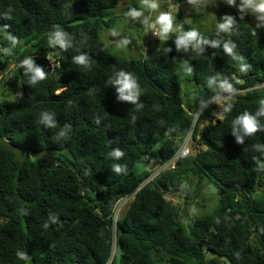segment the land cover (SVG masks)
<instances>
[{"label":"trees","instance_id":"16d2710c","mask_svg":"<svg viewBox=\"0 0 264 264\" xmlns=\"http://www.w3.org/2000/svg\"><path fill=\"white\" fill-rule=\"evenodd\" d=\"M129 2L0 0V264H107L114 247L111 264H227L223 256L230 264H264V114L256 115L264 108V86L227 103L220 120L204 108L195 129L202 133L198 154L136 191L152 172L146 157L164 164L176 154L192 113L223 90L221 81L230 89L264 82V23L253 27L246 8L226 2L216 21L231 15L232 35L217 39L197 30L206 40L231 39V53L223 43L177 48V33H170L155 54L129 56L100 34L112 27L116 12L132 9ZM57 29L66 34V46L55 42ZM188 51L194 54L196 106L189 92L184 101L179 76ZM50 53L60 55L51 73ZM81 54L86 67L74 64ZM27 56L44 81L28 82L31 73L21 64ZM120 70L137 80L135 102L122 99L111 82ZM246 111L258 123L250 135L234 125ZM210 184L218 203L194 216ZM134 191L122 222L115 223L116 204ZM176 193L183 204L169 199ZM191 201V220L179 219Z\"/></svg>","mask_w":264,"mask_h":264},{"label":"clouds","instance_id":"9594fccd","mask_svg":"<svg viewBox=\"0 0 264 264\" xmlns=\"http://www.w3.org/2000/svg\"><path fill=\"white\" fill-rule=\"evenodd\" d=\"M137 1H141V6L139 5L140 6L139 8L130 9L129 12L127 13V15H129L131 17H139L141 15H144L145 10H147L148 16L145 17V22L147 23L148 18L149 17L151 18L148 21L150 24L148 32L153 36L158 35L159 38L161 39V41H167L169 39L170 33H177V35L175 37V45L177 48H180L183 46L185 49H187V47L189 45H191L193 48L199 49L201 47L202 43H209L213 47H216L217 45L223 43V48H224L225 52L231 53L233 48L235 47V44L232 43L231 39L224 41V42H222L220 40L203 39L200 32L198 31L199 29L195 26L194 27L196 29L192 28V29L187 30V31L183 30L181 25L174 24L175 17L173 15L172 11L160 10L156 13V10L161 8L160 2L164 3L167 1H171V0H137ZM128 2H129V0H128ZM189 2L196 4L197 0H189ZM224 3H226V2H224ZM228 3L233 4L234 0H228ZM126 5H123V6H126ZM245 8L251 9V12L256 14L257 19L261 23H264V0H242V2L240 4V11L243 12V10ZM9 12H11V9H9ZM198 12H200V11H198ZM153 15H155V18H152ZM241 19H243V16H241ZM153 21H154V23L151 25V23ZM233 24H234L233 17L231 15L226 14L222 17V19H220L218 22L215 23V30L218 33L223 32V33L227 34L228 36H230L234 33L233 27H232ZM0 34H3L2 28H0ZM116 34H117L116 32L112 33V35H116ZM54 36H55V42L56 43H59L61 46H66L67 38H66V34L63 31L57 29L54 33ZM4 39L12 41L13 44H15V42H16L15 37H13L11 35H4ZM48 58L50 59V61H49V72L51 73V72L57 71L59 66H60V55L57 53L55 55L50 53V54H48ZM21 64L23 66H25V72L31 73V76H30L29 81H28L29 83L35 85V84H38V82L45 80V78H46L45 73L42 71V69L40 67L36 66L33 63L32 59L30 57H28V56L25 57V59H23L21 61ZM74 64L86 67L89 64L88 57L85 55H82V54L77 55L74 57ZM240 70L244 71L245 70L244 66H241ZM2 76H3V73L0 69V77H2ZM240 81H243V80L242 79L238 80L239 83H241ZM111 82L118 86L117 90L119 91L122 99L127 100V101H131V102L136 101V98L139 94L140 89L138 87L136 78L130 72H126L124 70H120V71L115 72ZM260 86H264V82L257 85V86H248L247 88L238 87L236 89H230L231 86L226 81H221L219 87L222 88L223 90L221 92L213 95L208 100H206L201 105V107L199 108V110L197 112L192 113L194 116V120L192 122L190 130L181 139L179 147L175 153L177 154L179 152V150H180V148H181V146H182V144H183V142L187 136L190 137L189 144H188L189 148H190V155H192L191 154V146H190L191 143L193 144L194 148H196L198 150V152H199V149H201V146L199 145V140L201 138L202 133H201L200 129H199V131H195V129H196V123L198 121L200 113L204 108H211L212 112L215 113V115L217 116V119L220 120L224 116L223 110H224L225 105L227 103L234 102L236 100V98L238 97V95L244 94V92L246 90L256 88V87H260ZM59 91H61V89H59L57 92H59ZM227 91L228 92H236V93L232 96H226L225 93ZM138 107H140V106L138 105ZM262 114H264V108H262L260 110V112L256 113V115H262ZM256 115H252L246 111L234 120V125L241 128L245 132L246 135H250L252 133H255L257 131V128H258ZM40 118L42 120H44L45 122L51 123V115L47 112H41ZM60 135L64 136V132H60ZM258 147H260V146H258ZM114 155L116 157H119L121 155V153L117 151L114 153ZM146 158L148 160L147 165H148V163L154 164L156 162H158V165L153 169L150 168V166L148 165L149 169H151L152 172L147 177V179L144 180L136 188V191L140 190L147 183L154 181L156 179L157 175H161V174L168 172V171H175L177 168V162L178 161L176 162L175 168H167L164 171L158 173L159 169L165 163L161 164L159 160H156L155 158L150 157V156H147ZM260 166L262 168H264V164H261ZM152 176H153V178H151ZM136 191L127 194L125 197H123L116 204V206L114 208V214H113V219H114L115 223L118 222L121 211L124 208L126 210V208L129 206L130 202L132 201L133 197L135 196ZM127 197H129V199H127V201L125 202V204H123V206L119 207L120 202L123 201V199H125ZM182 199H183L182 201H184V198H182ZM184 206L185 205H183V207ZM183 207H182V210H183ZM189 215H190V212H189ZM186 219H188V218H186ZM0 222H1V219H0ZM18 255H19V258L21 260L27 261V257L24 255L23 252L18 253ZM114 255H115V247H114V250L112 253V257H110L109 262H107V264H111V261H112Z\"/></svg>","mask_w":264,"mask_h":264},{"label":"rangeland","instance_id":"374dc122","mask_svg":"<svg viewBox=\"0 0 264 264\" xmlns=\"http://www.w3.org/2000/svg\"><path fill=\"white\" fill-rule=\"evenodd\" d=\"M138 5L141 6V1H136ZM228 0H197L196 4L189 2V0H177L173 4H170L167 7L163 6V3L160 2L161 8L156 10V13L160 10L172 11L175 19L174 24H179L184 29L195 26L200 31L210 32L217 39L226 38V34L223 32H216L215 23L216 21V10ZM242 0H234L235 5L240 7ZM132 8H137L135 4L132 3V0L129 2ZM171 6V7H170ZM201 7L203 10L198 12V8ZM251 13V24L253 27L259 25L261 22L257 19L256 14L251 12V9L246 8ZM197 13H200L197 16ZM146 16L131 17L127 13H122V11L116 12L114 16V23L112 27L103 26L100 30L101 37L106 43L113 42L115 48L120 50L121 48H126V54L129 56L136 57H149L156 53L158 47L164 42L161 41L159 36H153L149 34L150 24L147 21L145 22ZM154 17V16H153ZM113 32H116V35H112ZM194 54L191 51H188L187 56L189 60H186L183 67L179 70V76L182 82V94L184 101L186 102L188 96L186 93H190L191 100L193 105L196 106V97L195 93V84L191 80L192 68L191 61ZM187 63V64H186ZM189 63V64H188ZM3 76L0 77L1 79ZM2 84H5L3 81ZM0 94L2 92L0 91ZM201 106H198L197 111ZM204 193L202 194L199 203L195 205L192 214L194 216H201L208 211H212L217 205L218 194L217 192H211L203 189ZM179 193H176V196H170L169 199L173 204H183L182 197L180 198ZM210 198L209 200H206ZM211 207V208H210ZM125 214V208L121 211L118 221L121 223L123 216Z\"/></svg>","mask_w":264,"mask_h":264},{"label":"built area","instance_id":"2783aa9c","mask_svg":"<svg viewBox=\"0 0 264 264\" xmlns=\"http://www.w3.org/2000/svg\"><path fill=\"white\" fill-rule=\"evenodd\" d=\"M236 92H226V96H232L234 95ZM189 140H190V137L187 136L179 150V152L173 156L167 163H165L158 171L159 172H162L164 171L165 169L167 168H175L176 166V162L179 160V159H182V158H186L187 156L190 155V148H189ZM153 178V176L151 177ZM150 178V179H151ZM127 199H129V197L123 199V201L120 202L119 204V207L123 206V204H125V202L127 201Z\"/></svg>","mask_w":264,"mask_h":264},{"label":"water","instance_id":"95a60500","mask_svg":"<svg viewBox=\"0 0 264 264\" xmlns=\"http://www.w3.org/2000/svg\"><path fill=\"white\" fill-rule=\"evenodd\" d=\"M120 2L123 4V5H126L128 0H120ZM202 8L199 7L198 8V11H201ZM154 23V21L151 23V25ZM152 27V26H151ZM191 154L192 155H197L198 154V150L196 148H194L193 144L191 143ZM148 165L150 166V168H155L157 165H158V162L154 163V164H150L148 163ZM205 190H208V191H211V192H217V188L213 185V184H210L208 186H206L204 188ZM192 204V202H189L187 205H185L183 207V210H182V215L179 217V219H182V218H188L189 220H191V218L189 217V211H190V205ZM223 259L227 261V264H230V261L228 260V257L227 256H223Z\"/></svg>","mask_w":264,"mask_h":264}]
</instances>
